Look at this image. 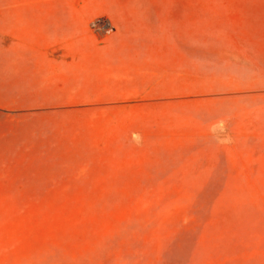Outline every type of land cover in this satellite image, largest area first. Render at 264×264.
Returning a JSON list of instances; mask_svg holds the SVG:
<instances>
[{
  "label": "rangeland",
  "instance_id": "obj_1",
  "mask_svg": "<svg viewBox=\"0 0 264 264\" xmlns=\"http://www.w3.org/2000/svg\"><path fill=\"white\" fill-rule=\"evenodd\" d=\"M0 264H264V0H0Z\"/></svg>",
  "mask_w": 264,
  "mask_h": 264
},
{
  "label": "built area",
  "instance_id": "obj_2",
  "mask_svg": "<svg viewBox=\"0 0 264 264\" xmlns=\"http://www.w3.org/2000/svg\"><path fill=\"white\" fill-rule=\"evenodd\" d=\"M92 26L95 31H101L103 28L105 29V25H103V20L98 19L97 21L92 23Z\"/></svg>",
  "mask_w": 264,
  "mask_h": 264
}]
</instances>
